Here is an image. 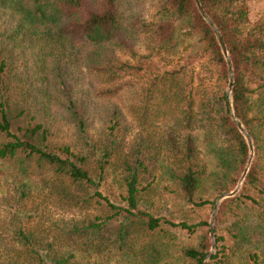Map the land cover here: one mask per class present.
Returning <instances> with one entry per match:
<instances>
[{"label":"trees","instance_id":"16d2710c","mask_svg":"<svg viewBox=\"0 0 264 264\" xmlns=\"http://www.w3.org/2000/svg\"><path fill=\"white\" fill-rule=\"evenodd\" d=\"M200 2L254 147L219 204L207 264H264V0ZM120 5L0 0V161L26 180L19 199L42 194L30 210L62 212L43 235L21 225L8 264H169L166 242L202 264L211 248L205 205L249 155L226 58L194 0H157L155 19L132 14L126 28Z\"/></svg>","mask_w":264,"mask_h":264},{"label":"rangeland","instance_id":"374dc122","mask_svg":"<svg viewBox=\"0 0 264 264\" xmlns=\"http://www.w3.org/2000/svg\"><path fill=\"white\" fill-rule=\"evenodd\" d=\"M135 0H121V5L119 6V11L121 13V23L123 28H126L130 21L132 20V14L141 15L140 18L144 19L145 21H151L155 19V13L157 11V0H141L139 2V5L136 6L134 4ZM140 48L142 49V44L140 43ZM127 59V58H126ZM131 60V59H129ZM228 88V87H227ZM125 90V89H124ZM129 92L125 90L121 94V98L117 99L118 101H123L125 103L129 102ZM117 101V102H118ZM124 110V109H122ZM126 114V113H125ZM124 128H126L127 136H131L134 133V122L131 116L126 115V118H124L123 121ZM247 131V130H246ZM252 139V138H251ZM247 141V140H246ZM253 144V142H252ZM254 148V147H253ZM252 148V149H253ZM253 155H254V149H253ZM252 155V158H253ZM249 158V155H248ZM251 158V161H252ZM251 163V162H250ZM247 164V163H246ZM211 166L213 167V163L211 162ZM246 166V165H245ZM244 166V168H245ZM249 169V168H248ZM244 171V169H243ZM241 172L236 185L243 173ZM248 171V170H247ZM246 176V175H245ZM245 178V177H244ZM244 180V179H243ZM242 180V183H243ZM22 181H26L25 179L20 180V177L15 175V173L12 171V168L9 163L0 161V264H8L10 262H13L17 259L16 250L15 248L18 246L16 242L17 238V230L21 225L33 227L36 230L37 235H43L45 231V225L49 226L52 225L55 222V219H59V217L62 215L61 209L58 210L53 206L52 201L43 202V205H40L37 212H33L31 209L32 203H41L43 200L42 194L38 193V190H35L37 187H34L29 196L28 199H19V191L18 188ZM166 182H164L165 184ZM242 183L238 189L240 190ZM234 186V188L236 187ZM233 188V189H234ZM232 189V190H233ZM231 191V190H230ZM230 191H223V192H230ZM237 191V193H238ZM221 192V193H223ZM214 199V202L212 204L208 203L205 205L206 209L205 212L207 213L208 217V223L211 220L212 212L214 204L216 203L219 195ZM236 193V194H237ZM232 197V196H229ZM227 198V197H225ZM223 198V199H225ZM222 199V200H223ZM212 200V198H210ZM218 203V207L220 202ZM163 201V200H162ZM164 207H170V203L167 205L165 203ZM46 205L47 208L44 206ZM218 210V208H217ZM217 214V212H216ZM65 215V214H64ZM216 220V216H215ZM214 220V221H215ZM213 221V223H214ZM51 222V223H50ZM214 225L213 224V238L214 237ZM209 229H210V241L212 244V235H211V224L209 223ZM184 241H189V239L184 235L183 236ZM178 241H181L179 239ZM177 247L174 244L171 243H165V246H163V249L167 250V259L165 261L170 262L169 264H186L180 256L177 253ZM211 250V248H210ZM209 250V252H210ZM258 251V250H257ZM208 252V253H209ZM216 252V241H215V251ZM259 252V251H258ZM213 253V254H214ZM208 255V254H207ZM206 255V256H207ZM261 259V255L259 256ZM210 257L206 260V264ZM203 262V260H202ZM251 264H255L253 260H250ZM162 264V262H160Z\"/></svg>","mask_w":264,"mask_h":264},{"label":"water","instance_id":"95a60500","mask_svg":"<svg viewBox=\"0 0 264 264\" xmlns=\"http://www.w3.org/2000/svg\"><path fill=\"white\" fill-rule=\"evenodd\" d=\"M195 3H196V7L197 9L199 10L200 14L203 16V18L208 22V24L211 26L216 38H217V41H218V44L221 48V51L222 53L224 54L225 58H226V61H227V65H228V88H227V100H228V108H229V114H230V117L232 118V120L236 123L238 129L240 130V132L244 135L245 139L247 140V144H248V147H249V158H248V162L244 168V171L236 185V187L231 190L230 192H223L219 195L216 203L214 204V207H213V212H212V216H211V220L209 221V223L211 224V235H212V244H211V250L210 252L208 253V255L203 259V262L202 264H206V260L214 253L215 251V241H214V238H213V221L215 220V216H216V212H217V208H218V203L220 200H222L223 198L225 197H229V196H234L241 183H242V180L244 179L246 173H247V170L250 166V162H251V158H252V155H253V144H252V139H251V136L250 134L246 131L245 127L243 126V124L241 123V121L237 118V116L235 115L234 113V110H233V107H232V101H231V95H230V92H231V88H232V82H233V69H232V63L230 61V58L228 57V52H227V49H226V46H225V43L223 41V38L220 34V32L218 31V29L215 27V25L212 23V21L210 20V18L208 17V15L206 14L203 6H201V2L200 0H194Z\"/></svg>","mask_w":264,"mask_h":264}]
</instances>
